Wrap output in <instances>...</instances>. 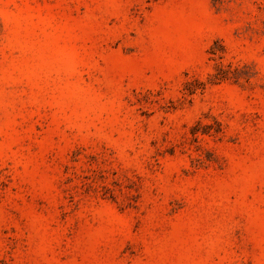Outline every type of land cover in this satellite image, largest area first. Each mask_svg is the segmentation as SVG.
<instances>
[{"label":"rangeland","instance_id":"1","mask_svg":"<svg viewBox=\"0 0 264 264\" xmlns=\"http://www.w3.org/2000/svg\"><path fill=\"white\" fill-rule=\"evenodd\" d=\"M0 264H264V0H0Z\"/></svg>","mask_w":264,"mask_h":264}]
</instances>
